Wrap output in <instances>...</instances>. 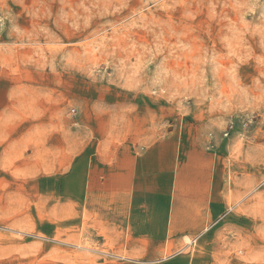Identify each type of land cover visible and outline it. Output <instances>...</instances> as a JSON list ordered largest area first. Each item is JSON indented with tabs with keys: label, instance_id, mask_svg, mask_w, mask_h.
<instances>
[{
	"label": "rangeland",
	"instance_id": "rangeland-1",
	"mask_svg": "<svg viewBox=\"0 0 264 264\" xmlns=\"http://www.w3.org/2000/svg\"><path fill=\"white\" fill-rule=\"evenodd\" d=\"M0 264H264V0H0Z\"/></svg>",
	"mask_w": 264,
	"mask_h": 264
},
{
	"label": "crops",
	"instance_id": "crops-1",
	"mask_svg": "<svg viewBox=\"0 0 264 264\" xmlns=\"http://www.w3.org/2000/svg\"><path fill=\"white\" fill-rule=\"evenodd\" d=\"M150 166H153V161H151ZM152 169H153V167H152Z\"/></svg>",
	"mask_w": 264,
	"mask_h": 264
},
{
	"label": "bare ground",
	"instance_id": "bare-ground-1",
	"mask_svg": "<svg viewBox=\"0 0 264 264\" xmlns=\"http://www.w3.org/2000/svg\"><path fill=\"white\" fill-rule=\"evenodd\" d=\"M189 243V242H188ZM192 246H193V244H192ZM192 249V248H191Z\"/></svg>",
	"mask_w": 264,
	"mask_h": 264
}]
</instances>
